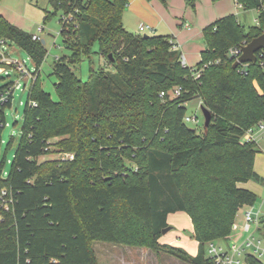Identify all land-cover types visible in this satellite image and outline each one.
I'll use <instances>...</instances> for the list:
<instances>
[{
  "label": "trees",
  "instance_id": "trees-1",
  "mask_svg": "<svg viewBox=\"0 0 264 264\" xmlns=\"http://www.w3.org/2000/svg\"><path fill=\"white\" fill-rule=\"evenodd\" d=\"M129 1L49 0L53 11H46L45 22L58 13L75 15L73 25L61 20L70 54L53 65L57 100L40 79L45 44L0 14V39L25 51L36 75L7 175L6 155L0 153V192L6 189L12 200L9 210L0 200V264H99L96 242L216 264L207 245L229 241L239 211L258 202L239 184L263 182L254 168L261 150L244 136L264 124V55L235 69L228 54L264 34V0H236L245 10L259 11L253 27L242 26L235 15L207 26L206 50L194 68L182 65L171 37L125 29ZM199 1L186 3L195 10ZM96 43L114 70L92 68L83 82L74 69L90 58ZM177 87L183 90L176 97ZM195 97L212 115L202 135L184 120L186 104ZM0 118L5 122L3 110ZM54 139L55 148L73 160L42 161L53 152ZM179 211L191 219L196 255L160 242L168 216ZM258 231L264 237V219ZM246 263L264 264L252 255Z\"/></svg>",
  "mask_w": 264,
  "mask_h": 264
},
{
  "label": "rangeland",
  "instance_id": "rangeland-1",
  "mask_svg": "<svg viewBox=\"0 0 264 264\" xmlns=\"http://www.w3.org/2000/svg\"><path fill=\"white\" fill-rule=\"evenodd\" d=\"M147 3H162L161 0H144ZM132 3V0L129 1V4ZM199 3L202 5V11H207L210 6L205 2V0H200ZM213 3V2H212ZM126 7L123 14V24L125 29L134 34V35H149V36H171V33H159L156 32H146L141 33L139 28L141 25L147 26L149 22L147 19L152 17L153 19L157 18V14L155 9L148 4L149 8H144L145 15L137 16L134 12H128L130 9V5ZM231 7H234L235 12H237V8L235 7V3L231 0ZM186 7L190 11L193 18H195L194 10L189 7L186 3ZM46 11H53V8L50 5L49 0H1L0 1V13L3 14L6 19L16 27L24 30L25 32L31 35H39L41 41H45V48L47 50L46 59L40 69V79L42 83L43 89L50 93L54 100H57V94L55 90V84L57 83V78L53 75V65L58 58H61L65 55H69L70 52L63 46L62 38L60 36V31L62 28V17L63 13H58L57 16L53 17L48 22H45V14ZM155 12V13H154ZM238 15L236 16L238 21L242 26L245 25L246 28L253 27L256 25V19L259 16L256 10H250L248 13H244L243 10H238ZM180 21V20H179ZM193 24V23H191ZM43 27L44 31L39 33V28ZM162 34V35H161ZM198 42H194L190 47H193ZM201 44L204 49L206 45L201 39ZM9 45V53L11 58L14 61H25L28 70L34 74L35 65L32 60L29 58L27 53L20 49L18 46L12 43H8ZM189 67H191V62L188 60ZM195 64L194 66H196ZM99 70L101 68H106L107 71L112 72L114 69L109 65V62L106 58H102L99 55V46L98 44H94L91 49L90 58H84V61L77 66L74 71L76 75L82 79L83 82H87L89 79L91 69ZM36 77V75H34ZM3 77L4 74H3ZM18 74L11 73V77L6 79V81H13L16 83L18 81ZM4 84L3 81H0V88ZM31 88V82L29 80L21 81V88L17 89L13 93L12 103L10 106L5 108V120L8 126H6L1 132V158L6 155V164L3 168L4 174L7 175V172L11 168V162L14 158L16 148L20 141L21 129L23 125V117L26 104L28 102L29 91ZM187 112L186 117L195 118L197 117L199 123H187V125L196 130L200 135L204 133L205 126V118L201 108V99L199 97H195L190 100L186 104ZM59 141V139H54L51 141L52 148L51 152L48 156L42 159L44 160H63V157L71 156V153H64L58 148H55V144ZM261 147V153L259 160H264V140L259 141ZM256 162V158H255ZM127 166L134 168L135 166L128 160H125ZM259 163V161H258ZM258 166H264L263 163H259ZM256 171V170H255ZM257 173V172H256ZM124 176H127L123 173ZM259 175V174H258ZM252 183L255 184L256 189L259 191V202L264 203V182H258L252 180ZM261 211L264 213V204L261 207ZM169 227L171 230L164 234L161 238L163 242L168 244L177 245L179 242H176L177 239H183L181 242H189L190 240H194L193 238V230L191 227V221L189 219L188 214L184 212H175L171 213L169 216ZM242 236L236 237L233 236L229 241L218 240L215 242L216 245L224 246L226 248H236L243 239L247 238L250 234H254L256 237L262 236V233L259 232L256 227L253 225L249 227L245 231H242ZM195 244V242H194ZM191 242V248L188 249V252L193 254L196 250V244L194 245ZM208 247V245H207ZM94 250L96 252V256L99 264H140L139 260H135L132 257H126L124 259L123 251L134 250L133 248H129L124 245H115L104 242H96L94 244ZM121 252V253H119ZM126 260V261H124ZM147 264H188L183 262L171 255L166 253H152L151 258L147 259Z\"/></svg>",
  "mask_w": 264,
  "mask_h": 264
},
{
  "label": "crops",
  "instance_id": "crops-1",
  "mask_svg": "<svg viewBox=\"0 0 264 264\" xmlns=\"http://www.w3.org/2000/svg\"><path fill=\"white\" fill-rule=\"evenodd\" d=\"M149 1H153V0H149ZM233 1L235 3V7L238 10H243L244 13L250 12L248 10H245L241 5H239L236 2V0H233ZM205 2L210 5L207 11H202V5L198 2L196 9L194 10L195 18L192 17L194 15H191L190 11L188 10V7H186V0H168L167 4L152 3V2L147 3L144 0H132V3L129 4L130 9H128V12H134L137 16L145 15L144 8H149L148 4H150L153 10L155 9L157 18L153 19L152 17H150L149 19H147L149 22V25L147 26L152 27L153 28L152 32L154 33L158 31L159 33H162L164 35L165 33H171V36H168V37H171L173 39L176 49L182 55L181 57L185 58L187 67H189L190 65L188 64V60H190L191 65H192L191 68H194L195 67L194 65L198 64L201 61V53L206 50V48L204 49L203 45L201 44V39L203 40V30L207 26L214 23L216 20L220 18L229 16V15L237 16L239 14L238 10L237 12H235L234 7L233 8L231 7L230 5L231 0H221L216 3L214 2L212 3V0H205ZM142 7L144 8L142 9ZM152 8H149V9H152ZM256 11L259 15V11L258 10ZM257 20H258V17L256 19V25H257ZM141 26H144V25H141ZM139 31H140V28H139ZM195 41L198 43L195 46L190 47L191 44H194ZM256 138H257V144L261 150L259 141L264 140V132H257ZM261 152H259L256 155V162H255L254 168L257 174H259V176L263 178V182H264V166L262 167L258 166L259 163L264 164V160H261V159L259 160L258 158L261 156L260 155ZM239 187L243 189H247L255 193L258 196V202L253 207L247 206V207L242 208L239 211L237 220H236L237 228L234 231L232 237L233 236L240 237L243 235L242 231H243V227L245 224V213L250 209H261V207H263V204H264L263 202H259V199H260L259 191L256 189V186L254 183H252V181H249L247 183H241L239 184ZM169 216H168V224L170 225ZM191 227L193 230L192 222H191ZM181 240L183 239H177L176 242H179V243L177 245L173 244V246L182 247L188 251V249L191 248V242L193 244L195 242L196 245L195 244L194 245L197 248L195 252H192L193 253L192 255L197 254L198 242H196L195 240H190L189 242H181ZM160 242L162 244H168L166 242H163L162 240H160ZM169 245H172V244H169ZM129 248H133L134 250L123 251L122 254H124L125 256L124 259H126V257H132L135 260L138 259L140 261L139 262L140 264H147V259L151 258L152 251L150 249L134 248V247H129Z\"/></svg>",
  "mask_w": 264,
  "mask_h": 264
},
{
  "label": "built area",
  "instance_id": "built-area-1",
  "mask_svg": "<svg viewBox=\"0 0 264 264\" xmlns=\"http://www.w3.org/2000/svg\"><path fill=\"white\" fill-rule=\"evenodd\" d=\"M62 21L66 25H73L75 24V15L69 14V15H63ZM44 31V28H39L38 32L42 33ZM153 28L150 26H141L140 32L146 33V32H152ZM32 39L34 41H41V38L39 35H32ZM247 45L243 44L238 47H234L230 49L229 51V58L235 59L237 62L239 58L243 54V47ZM176 49V47H174ZM9 45L8 41L6 39H0V81H3L4 84L11 83L8 87L2 89L0 88V112L3 110L5 111V105L13 98V93L15 90L21 88V81L22 80H29L31 84L35 81L36 77L33 73H31L27 66L26 62L22 61H14L10 53L8 52ZM264 55V52L260 53V56L262 57ZM181 63L183 66L186 65L185 58L181 57ZM212 64V63H210ZM201 71H198L195 76H199ZM11 73H17L18 74V81L14 83L13 81H6V79H9L11 77ZM3 74L5 77H3ZM5 78V79H4ZM183 88L177 87L173 90L174 96H180ZM161 97L165 96V93L162 92ZM32 106H36L35 102L31 103ZM202 102H201V108H202ZM186 123H199V120L197 117L190 118L185 117ZM8 124L3 122L0 118V129H4ZM257 132H264V124H260L254 128H251L247 131L246 135L244 136V141H254L257 143ZM74 155L71 154V156L63 157L62 161L67 160H73ZM8 191L6 189H3L0 192V200L2 202L1 208H4L5 210H9V202L12 201L8 198ZM264 219V213L261 211V209H250L245 213V224L243 227V231L248 229L249 227H252L253 225L258 230L261 227V221ZM237 228V226H236ZM207 255L215 261L216 264H247L246 263V257L247 255L255 256L257 259L264 262V237H256L254 234H250L247 238L243 239L239 245H237L236 248H226L224 246L216 245L215 242H210L207 247Z\"/></svg>",
  "mask_w": 264,
  "mask_h": 264
},
{
  "label": "water",
  "instance_id": "water-1",
  "mask_svg": "<svg viewBox=\"0 0 264 264\" xmlns=\"http://www.w3.org/2000/svg\"><path fill=\"white\" fill-rule=\"evenodd\" d=\"M45 44V41H42ZM264 52V34L258 38L252 40L247 46L243 47V54L237 62L234 63L233 67L236 69L240 65H245L248 63H256L258 61V53ZM112 57V56H110ZM202 111L205 118V126H209L212 120V115L210 110L206 107H202ZM171 230L170 227H167L163 230L162 234H166Z\"/></svg>",
  "mask_w": 264,
  "mask_h": 264
}]
</instances>
